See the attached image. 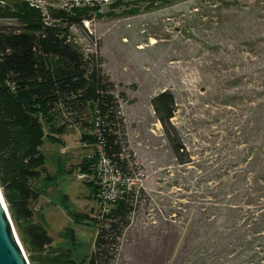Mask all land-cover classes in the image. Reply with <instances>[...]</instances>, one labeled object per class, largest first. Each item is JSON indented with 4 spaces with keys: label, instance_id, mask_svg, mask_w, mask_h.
Returning <instances> with one entry per match:
<instances>
[{
    "label": "trees",
    "instance_id": "1",
    "mask_svg": "<svg viewBox=\"0 0 264 264\" xmlns=\"http://www.w3.org/2000/svg\"><path fill=\"white\" fill-rule=\"evenodd\" d=\"M36 1L43 0H0V21L15 24L0 26L1 193L30 264H114L119 240L132 227L134 213L137 210L147 213L151 198L143 189L126 183L131 171L124 153V124L115 86L103 72L97 53L85 52L73 34V29L81 30L90 38L82 24L90 21L99 8L91 1L79 6L73 3L71 7L40 9L31 6ZM127 3L130 14L139 11L137 4L143 5L145 11L183 3H190L192 10L196 7L217 13L233 10L243 27L251 30L257 27L264 33V0ZM227 21L226 17L223 23ZM258 43H264V37L250 38L244 44L251 46L246 53H254L252 47L256 48ZM252 56L261 55L255 52ZM261 60L264 72V59ZM236 86L233 82L228 87ZM238 100L228 94L220 105L225 108L243 105ZM250 102L251 108L243 114L247 121L240 123L234 132L227 131L225 137L235 150L220 154L216 166L210 159L207 165L199 167L179 142L176 130L170 127L169 121L176 111L173 95L164 91L151 100L177 164L191 167V174L195 175L194 183L185 190L188 192L185 204H178L167 213L168 222L174 224L172 232L163 235L161 224V228L146 237V241L156 237L162 244L170 239L171 253L181 235L180 224H187L178 264H264V92H256ZM96 121L100 124L98 131L105 153L120 170L124 183L120 187L122 193L108 201L100 198V186L84 181L100 210L95 217H87L97 228L93 250L84 260L77 261L71 249L52 247L45 227L34 221L31 204L37 202L40 194L32 183L49 177L41 153L44 139L59 144L62 137L74 131L79 133L81 144L93 148L92 156L84 157L76 169L92 175L96 163ZM174 185L178 186V182ZM162 219L159 218L160 222Z\"/></svg>",
    "mask_w": 264,
    "mask_h": 264
},
{
    "label": "rangeland",
    "instance_id": "2",
    "mask_svg": "<svg viewBox=\"0 0 264 264\" xmlns=\"http://www.w3.org/2000/svg\"><path fill=\"white\" fill-rule=\"evenodd\" d=\"M72 1L43 0L42 4L62 8ZM88 1L99 8L90 21L82 24L90 38L81 30L73 29V34L85 52L97 53L103 72L115 86L124 124V153L131 171L127 178L133 182L130 186L143 189L151 198L147 213H134L133 225L120 238L113 263L178 264L187 224H180L181 235L171 253L170 239L162 244L156 237L148 241L146 237L162 225L163 235L172 232L174 224L168 222L167 213L185 204V190L194 183L195 175L191 167L177 164L151 100L164 91L173 95L176 111L169 123L178 133L179 142L197 166L207 165L210 159L216 166L220 154L235 150L231 140H225L227 131L234 132L247 121L243 114L251 108L254 94L264 92V43L252 47L254 53H246L251 46L244 45L250 38L264 37V33L257 27H243L233 10H192L190 3H183L145 11L137 4L139 11L130 14L125 3L136 0ZM116 1L123 4L114 5ZM226 17L228 21L223 23ZM14 25L0 21V26ZM255 52L261 56L254 58ZM233 82L237 86L229 88ZM228 94L240 98L237 103L243 105L221 106ZM41 153L49 177L32 183L40 194L31 204L33 219L45 227L52 247L71 249L75 260H84L93 250L97 232L88 218L95 217L100 207L91 199L89 186L79 180L76 166L84 157L92 156L93 148L81 144L79 133L74 131L62 137L59 144L45 138ZM103 179L108 184V176ZM159 218H163L161 222ZM22 249L29 262L28 253Z\"/></svg>",
    "mask_w": 264,
    "mask_h": 264
},
{
    "label": "built area",
    "instance_id": "3",
    "mask_svg": "<svg viewBox=\"0 0 264 264\" xmlns=\"http://www.w3.org/2000/svg\"><path fill=\"white\" fill-rule=\"evenodd\" d=\"M104 1L106 2L107 0ZM73 3L75 4V6H79L80 4L74 0L70 4L66 3L64 7H71ZM86 3H89V1L87 0ZM35 4H31V6L40 9H44L45 7V5L42 4V1H36ZM94 125L96 129L95 133H97V143L94 147L96 163L92 168L93 173L92 175H89L88 173L79 172L78 178L80 181L93 182L97 186H100L102 189L100 198H103L108 201H113L117 196L122 193L120 187L123 185L124 182L120 170L111 163L105 153L104 141L98 131L100 125L99 122L96 121ZM104 176H108V184H105V179H103L105 178ZM126 183H128V185H133L131 184L133 182H130L128 180H126Z\"/></svg>",
    "mask_w": 264,
    "mask_h": 264
},
{
    "label": "water",
    "instance_id": "4",
    "mask_svg": "<svg viewBox=\"0 0 264 264\" xmlns=\"http://www.w3.org/2000/svg\"><path fill=\"white\" fill-rule=\"evenodd\" d=\"M0 264H29L0 191Z\"/></svg>",
    "mask_w": 264,
    "mask_h": 264
}]
</instances>
